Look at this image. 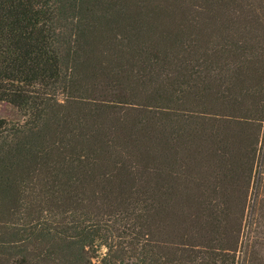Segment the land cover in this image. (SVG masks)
<instances>
[{"label": "trees", "instance_id": "trees-1", "mask_svg": "<svg viewBox=\"0 0 264 264\" xmlns=\"http://www.w3.org/2000/svg\"><path fill=\"white\" fill-rule=\"evenodd\" d=\"M0 264H264V0H0Z\"/></svg>", "mask_w": 264, "mask_h": 264}, {"label": "rangeland", "instance_id": "rangeland-1", "mask_svg": "<svg viewBox=\"0 0 264 264\" xmlns=\"http://www.w3.org/2000/svg\"><path fill=\"white\" fill-rule=\"evenodd\" d=\"M5 118L11 121H20L22 119L17 109L10 103L0 100V119Z\"/></svg>", "mask_w": 264, "mask_h": 264}]
</instances>
